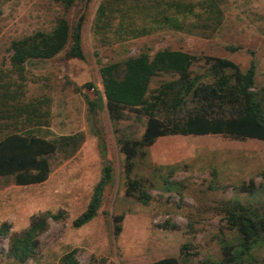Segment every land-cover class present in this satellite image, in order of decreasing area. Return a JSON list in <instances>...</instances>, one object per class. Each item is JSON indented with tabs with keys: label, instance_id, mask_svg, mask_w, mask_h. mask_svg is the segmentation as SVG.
<instances>
[{
	"label": "rangeland",
	"instance_id": "1",
	"mask_svg": "<svg viewBox=\"0 0 264 264\" xmlns=\"http://www.w3.org/2000/svg\"><path fill=\"white\" fill-rule=\"evenodd\" d=\"M102 1L88 4L82 28L84 59L67 55L70 40L56 56L26 63L22 99L51 98L50 126L38 131L49 138L82 131L85 140L68 158L63 151L50 155L52 171L42 183L21 185L14 176L0 177V264H63L62 255L73 249H77L79 264H145L166 256H179L182 264H228L223 260L221 238L237 247L242 237L227 218L229 205L240 199L264 214V140L183 133L157 138L133 158L130 178L142 184L135 193H149L148 201L142 202L137 195H126V159L117 140L140 139L147 115L142 108H127L126 117L115 122L106 106L91 112L86 95L96 97L97 89L89 83L102 88L100 63L117 61V53L147 50L146 39L151 38L154 43L166 40L172 45L181 41L186 50L198 53L191 68L203 81L213 79L210 68L216 57L233 60L242 70L254 60L257 75L252 89L261 99L264 0H218L224 16L221 26L208 37L163 30L125 41L110 38L112 31H107L109 36L94 32ZM83 3L76 0L66 9L53 0H4L0 4V70L10 67L12 40L37 30L49 31L62 16L73 28ZM121 4L113 2V7H124ZM134 5L132 1L131 6L138 7ZM129 12L138 21L132 7ZM116 15L114 23L119 22ZM174 77L171 73L157 75L150 89ZM197 104L189 97L183 114ZM6 132L0 130V138ZM101 141L105 142V157ZM106 160L113 165L114 177L104 189L99 211L90 222L75 227L73 220L86 209ZM57 213L62 216L54 218ZM41 217L45 224L36 236L32 256L23 262L9 257L11 237ZM117 225L121 226L118 232ZM258 240L245 264H264V230Z\"/></svg>",
	"mask_w": 264,
	"mask_h": 264
},
{
	"label": "trees",
	"instance_id": "2",
	"mask_svg": "<svg viewBox=\"0 0 264 264\" xmlns=\"http://www.w3.org/2000/svg\"><path fill=\"white\" fill-rule=\"evenodd\" d=\"M3 1L0 0V4ZM53 1L62 4L66 9L76 2ZM89 1L84 0L82 11L73 28L69 20L62 16L49 31L37 30L12 40L9 46L10 67L6 71L0 70V130H7L0 138V177L14 176L16 183L21 185L42 183L49 178L52 171L50 155L63 151L64 156L68 158L74 155L84 142L85 135L82 131L53 138L39 132L43 126H50L51 98L46 96L25 101L22 95L25 92V69L29 60L52 58L61 52L70 40L72 43L67 55L85 58L82 28ZM129 1L130 3L128 0H103L96 11L94 32H105L106 36H109L107 31H112L109 37L121 41L163 30L208 37L221 26L224 16L218 0H196V3H192L195 0ZM132 1L138 7L131 6ZM113 2H122L124 7L114 8ZM131 7L138 21L134 19L135 15L129 12ZM117 13L119 22L114 23L113 19L117 17ZM229 48L236 50L238 47ZM198 59L199 56L190 51L164 48L156 51L153 56L144 51L137 56L100 63L103 92L97 90L95 99L86 95L89 110L94 112L106 104L109 116L115 122L126 117L127 108H142L147 115L145 130L140 139L117 140L126 159V195H137L142 202L148 201L147 191L135 193L142 184L138 179H131L130 172L134 165L133 158L143 152V147L151 146L159 137L173 133H211L264 140V94L258 99L252 89L256 84L257 75L255 61H251L250 65L242 70L233 60L216 57L210 68L213 79L203 81L201 75H193L191 68ZM163 73H171L175 77L151 90V80ZM89 85L95 86L93 83ZM189 97L198 104L183 114ZM101 147L102 156L105 157L104 141H101ZM113 177V165L106 160L102 176L93 189L86 209L73 220L75 227L85 225L97 215L104 189ZM52 216L59 218L62 214ZM227 218L237 226L242 237L237 247L233 242L221 238L224 263L245 264V259L252 256L251 250L259 241L260 230H264V214L257 209H250L238 199L227 208ZM44 224L45 218L41 217L22 234L13 235L9 257L23 262L32 256L36 248V236ZM120 228L121 226L117 225L116 232L120 231ZM76 254L77 249L64 253L60 259L61 263L79 264ZM145 264H182V260L179 256H166Z\"/></svg>",
	"mask_w": 264,
	"mask_h": 264
},
{
	"label": "crops",
	"instance_id": "3",
	"mask_svg": "<svg viewBox=\"0 0 264 264\" xmlns=\"http://www.w3.org/2000/svg\"><path fill=\"white\" fill-rule=\"evenodd\" d=\"M133 44V43H131ZM162 45L161 47L159 45ZM146 47H147V50L143 49L141 52H144V51H148L152 56L155 54L156 51L160 50V49H164V48H171V49H182V50H185V51H188L186 50V48H184L183 44L181 43H178V42H175L174 45H172V43L170 41H162V42H159V43H154L151 38H148L146 39ZM156 45H158V47H155ZM140 52V53H141ZM191 52V51H190ZM140 53H117L115 59H119V60H122V59H125L127 57H130V56H137L139 55ZM194 54H198V53H194ZM153 80V79H152ZM151 80V82H152ZM151 82H150V87H151ZM102 83V82H101ZM95 88L97 90H100L103 92V84H102V88L101 87H98L95 85ZM106 104H104L103 107H105ZM107 109V107H106ZM206 135H211L210 134H206ZM254 139H257V138H254ZM260 140V139H259Z\"/></svg>",
	"mask_w": 264,
	"mask_h": 264
}]
</instances>
